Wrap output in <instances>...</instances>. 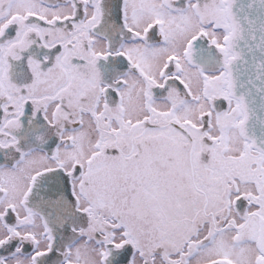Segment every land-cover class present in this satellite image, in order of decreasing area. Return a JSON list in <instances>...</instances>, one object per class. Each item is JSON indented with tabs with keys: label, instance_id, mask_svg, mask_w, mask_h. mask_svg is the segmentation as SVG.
Wrapping results in <instances>:
<instances>
[{
	"label": "snow or ice",
	"instance_id": "snow-or-ice-1",
	"mask_svg": "<svg viewBox=\"0 0 264 264\" xmlns=\"http://www.w3.org/2000/svg\"><path fill=\"white\" fill-rule=\"evenodd\" d=\"M0 264H264V0H0Z\"/></svg>",
	"mask_w": 264,
	"mask_h": 264
}]
</instances>
